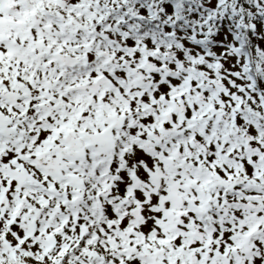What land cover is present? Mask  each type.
<instances>
[{"label":"snow or ice","instance_id":"snow-or-ice-1","mask_svg":"<svg viewBox=\"0 0 264 264\" xmlns=\"http://www.w3.org/2000/svg\"><path fill=\"white\" fill-rule=\"evenodd\" d=\"M0 264H264V0H0Z\"/></svg>","mask_w":264,"mask_h":264}]
</instances>
